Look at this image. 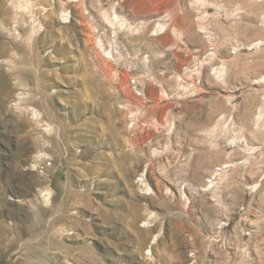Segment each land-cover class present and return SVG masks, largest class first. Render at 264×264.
<instances>
[{"label": "rangeland", "instance_id": "1", "mask_svg": "<svg viewBox=\"0 0 264 264\" xmlns=\"http://www.w3.org/2000/svg\"><path fill=\"white\" fill-rule=\"evenodd\" d=\"M0 264H264V0H0Z\"/></svg>", "mask_w": 264, "mask_h": 264}, {"label": "bare ground", "instance_id": "2", "mask_svg": "<svg viewBox=\"0 0 264 264\" xmlns=\"http://www.w3.org/2000/svg\"><path fill=\"white\" fill-rule=\"evenodd\" d=\"M33 115H37V114H33ZM37 117V116H36ZM41 154H42V152H41ZM36 156V155H35ZM38 159V158H37ZM35 160H36V158H35ZM38 161V160H37ZM33 164H34V162H33ZM15 189V188H14ZM39 197H41V201L43 200V201H45V202H48V200H49V198H50V192L49 191H47V189H46V191H39ZM35 246V245H34ZM37 250H38V248H36L35 250H31V253H34V252H37ZM29 257V256H28ZM31 258V257H30Z\"/></svg>", "mask_w": 264, "mask_h": 264}]
</instances>
